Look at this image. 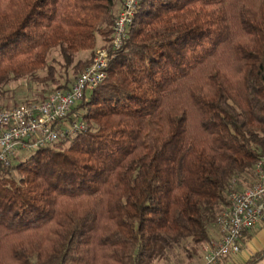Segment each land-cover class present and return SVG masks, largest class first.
I'll use <instances>...</instances> for the list:
<instances>
[{"label": "trees", "instance_id": "1", "mask_svg": "<svg viewBox=\"0 0 264 264\" xmlns=\"http://www.w3.org/2000/svg\"><path fill=\"white\" fill-rule=\"evenodd\" d=\"M121 5L0 0V89L68 90ZM75 113L85 131L0 165V264H192L264 157V0H142Z\"/></svg>", "mask_w": 264, "mask_h": 264}, {"label": "built area", "instance_id": "2", "mask_svg": "<svg viewBox=\"0 0 264 264\" xmlns=\"http://www.w3.org/2000/svg\"><path fill=\"white\" fill-rule=\"evenodd\" d=\"M141 1L122 0L110 40L96 49L91 65L68 90L54 91L41 102L27 101L0 110V165L10 167L22 151L65 142L86 130L77 118L76 106L106 78V69L122 49ZM254 177L251 186L231 193L229 207L216 220L218 239L212 241L202 264H218L236 256L243 234L264 222V157L255 164Z\"/></svg>", "mask_w": 264, "mask_h": 264}, {"label": "rangeland", "instance_id": "3", "mask_svg": "<svg viewBox=\"0 0 264 264\" xmlns=\"http://www.w3.org/2000/svg\"><path fill=\"white\" fill-rule=\"evenodd\" d=\"M52 57H54L57 60L59 59L56 53H54ZM232 65L233 64L230 65L231 69H233ZM233 70L235 72V68ZM38 74L44 75V73H38ZM69 76L72 79L70 72H69ZM229 77L231 76L229 75ZM231 79H233V77H231ZM53 88L54 87L51 85L45 86L43 84H38L36 82H33L29 78L11 82L8 86L0 89V108L4 107L5 104H7L8 107L10 108V107H13L14 104L19 105L21 103H24L25 101H40L42 96H48L50 93H52ZM43 92H45V94L42 95ZM30 154L31 152L22 151L19 153L18 158L24 159ZM253 183L254 181H251L250 179H245V180L240 179L237 181V183L232 185L231 187V189H233L232 192H239L243 190L244 188L249 187ZM177 254H178V259H179V263L177 264H186L187 259H186V256L183 250L179 249L177 251ZM204 255L205 253L202 255L198 254L197 257L194 258V261L192 264H202ZM230 258L231 257L224 259L218 264H225L227 260ZM170 264H172V262Z\"/></svg>", "mask_w": 264, "mask_h": 264}, {"label": "crops", "instance_id": "4", "mask_svg": "<svg viewBox=\"0 0 264 264\" xmlns=\"http://www.w3.org/2000/svg\"><path fill=\"white\" fill-rule=\"evenodd\" d=\"M218 239L216 227L210 232V240L204 243L198 251V254L206 253L212 241ZM261 255L255 264H264V222L256 225L253 229L246 231L240 242V252L232 256L225 264H246L250 259Z\"/></svg>", "mask_w": 264, "mask_h": 264}]
</instances>
